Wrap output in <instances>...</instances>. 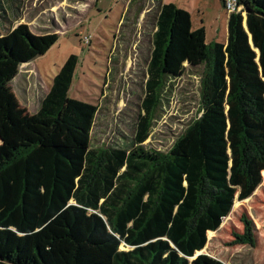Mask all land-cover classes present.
Wrapping results in <instances>:
<instances>
[{
	"label": "trees",
	"instance_id": "1",
	"mask_svg": "<svg viewBox=\"0 0 264 264\" xmlns=\"http://www.w3.org/2000/svg\"><path fill=\"white\" fill-rule=\"evenodd\" d=\"M57 41L25 24L0 36V264H224L202 254L209 234L264 173V0H235L225 44L161 4L132 150L91 148L97 107L68 96L75 55L35 114L19 104L9 83ZM186 62L206 69L202 115L146 150L158 91Z\"/></svg>",
	"mask_w": 264,
	"mask_h": 264
},
{
	"label": "rangeland",
	"instance_id": "2",
	"mask_svg": "<svg viewBox=\"0 0 264 264\" xmlns=\"http://www.w3.org/2000/svg\"><path fill=\"white\" fill-rule=\"evenodd\" d=\"M223 1L0 0V36L20 24L36 35L58 34L47 53L19 67L9 87L27 113L35 114L60 67L75 55L68 96L97 107L91 148L132 150L139 117L144 114L159 7L173 3L187 10L193 29L204 27L207 43L225 44L228 16L234 10L227 11ZM183 66V72L164 81L158 91L148 138L142 144L146 150L168 152L202 115L200 81L206 69L200 63ZM246 222L252 244L238 239L246 233ZM209 236L202 254L224 264H264V173L251 197L235 201L218 230Z\"/></svg>",
	"mask_w": 264,
	"mask_h": 264
},
{
	"label": "built area",
	"instance_id": "3",
	"mask_svg": "<svg viewBox=\"0 0 264 264\" xmlns=\"http://www.w3.org/2000/svg\"><path fill=\"white\" fill-rule=\"evenodd\" d=\"M224 6L227 9V11H233L235 8V0H224ZM88 37L84 39V43L88 44Z\"/></svg>",
	"mask_w": 264,
	"mask_h": 264
},
{
	"label": "water",
	"instance_id": "4",
	"mask_svg": "<svg viewBox=\"0 0 264 264\" xmlns=\"http://www.w3.org/2000/svg\"><path fill=\"white\" fill-rule=\"evenodd\" d=\"M25 64H26V63H25ZM22 65H24V64H22ZM198 255H200V254H198ZM198 255H197V254H195V255H194V258H195L196 256H198ZM194 258H192V259H194ZM192 259H191V260H192Z\"/></svg>",
	"mask_w": 264,
	"mask_h": 264
},
{
	"label": "bare ground",
	"instance_id": "5",
	"mask_svg": "<svg viewBox=\"0 0 264 264\" xmlns=\"http://www.w3.org/2000/svg\"><path fill=\"white\" fill-rule=\"evenodd\" d=\"M198 255V254H197Z\"/></svg>",
	"mask_w": 264,
	"mask_h": 264
}]
</instances>
